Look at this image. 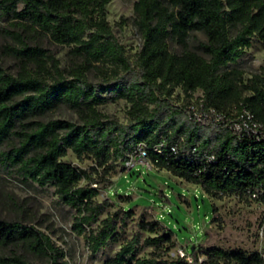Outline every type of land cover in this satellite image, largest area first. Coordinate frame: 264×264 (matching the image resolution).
<instances>
[{"label":"trees","instance_id":"16d2710c","mask_svg":"<svg viewBox=\"0 0 264 264\" xmlns=\"http://www.w3.org/2000/svg\"><path fill=\"white\" fill-rule=\"evenodd\" d=\"M110 1L0 0V21L6 24L1 31L11 41L3 52L19 66L15 76L0 66V173L53 187L75 211L73 229L84 235L92 254L117 242L118 216L92 228L110 203L95 201L99 189L86 170L60 160L68 150L106 169L143 143L154 168L200 186L207 195H254L264 204V139L198 122L186 105L171 100L176 88L186 97L200 91L204 109L227 116L243 107L264 122V76L254 75L242 85L243 71L228 68L237 64L252 38L264 43V0H136L134 24L141 47L133 62L106 20ZM194 31L205 37L197 46L202 54L188 45ZM42 41L69 46L70 68L61 69ZM170 44L179 51H171ZM91 72L99 82L89 81ZM243 90L250 95L243 96ZM118 100L128 104L125 124L98 111ZM59 105L74 111L78 122L41 119ZM82 180L89 184L78 186ZM139 227L155 233L159 222L142 221ZM173 234L165 226L146 238L149 258L136 257L135 235L104 264H190L164 258ZM0 247H24L48 264H66L49 236L18 220L0 217ZM189 255L197 264V253L190 248ZM205 257L202 264H264L259 252L218 247L207 249ZM0 264L29 262L12 252L0 255Z\"/></svg>","mask_w":264,"mask_h":264},{"label":"rangeland","instance_id":"374dc122","mask_svg":"<svg viewBox=\"0 0 264 264\" xmlns=\"http://www.w3.org/2000/svg\"><path fill=\"white\" fill-rule=\"evenodd\" d=\"M135 1L111 0L105 6V17L112 33L132 62L141 47V38L134 24ZM5 26V22L0 21V66L5 72L15 76L18 63L3 52V47L11 43L1 31ZM204 40L201 32L194 31L188 36V45L202 54L197 46ZM41 45L47 54L58 61L61 69L70 68L72 59L69 46H57L47 41H42ZM169 48L173 52L179 51L172 44ZM231 67L243 71L242 85L247 84L254 75L264 76V43L252 38L251 46L244 51L236 65L228 66ZM87 77L93 83L100 81L92 72ZM248 95L250 92L243 90V96ZM200 97V91L186 97L176 88L171 100L178 107L191 105L198 108ZM127 110L128 104L123 100L106 102L98 107V111L105 117L123 124L128 119ZM41 119L78 122L76 113L63 105L57 106ZM2 149H6L5 146ZM60 160L86 170L91 175L96 183L92 186L99 189L95 201L100 203L107 200L110 203L92 228L98 229L103 219L117 214V242L92 254L84 235H78L73 229L75 211L59 200L53 187L23 183L15 176L3 173H0V217L21 221L49 236L54 245L64 253L63 260L66 264H104L106 259L114 256L135 235L139 236L136 257L149 258L152 250L144 245V240L156 236L165 226L174 232L171 241L165 245L164 258L170 261L178 258L179 249L189 254L190 248L198 255L197 264L205 262V252L210 247L264 254V204L252 198L219 193L207 195L198 185L186 182L167 171L156 172L155 168L141 164H136L127 171L123 163L125 159L112 162L104 169L97 167L91 158H77L68 150ZM88 184L89 182L82 180L78 186ZM128 213L130 215L127 216ZM120 218H123L122 222ZM155 220L159 222L155 233L140 229V222ZM12 252L23 255L29 264H48L46 258L29 254L24 247H0V255ZM189 263L193 264L192 260Z\"/></svg>","mask_w":264,"mask_h":264},{"label":"built area","instance_id":"2783aa9c","mask_svg":"<svg viewBox=\"0 0 264 264\" xmlns=\"http://www.w3.org/2000/svg\"><path fill=\"white\" fill-rule=\"evenodd\" d=\"M261 89L262 92H264V85L261 86ZM198 101V108L186 105L187 110L198 122L211 125L222 124L234 135L247 134L264 139V122L257 120L253 113H251L248 109L242 107L240 110H234L230 113V115L226 116L224 114L217 113L211 108L204 109L202 106V95ZM200 107L202 109H199ZM171 150L175 151L173 147ZM158 152H160V147L158 148ZM208 157L209 159L213 158V156ZM123 163L127 171L132 169L136 164H141L148 168L153 167L147 157L145 145L143 143L137 144L134 150L127 153L126 159ZM250 198H254V195ZM177 254L178 258L185 259L187 262L191 261L190 255L185 250L179 249Z\"/></svg>","mask_w":264,"mask_h":264},{"label":"crops","instance_id":"0c3cea01","mask_svg":"<svg viewBox=\"0 0 264 264\" xmlns=\"http://www.w3.org/2000/svg\"><path fill=\"white\" fill-rule=\"evenodd\" d=\"M156 170H157L158 172L166 171V170H164V169L159 170V169H156V168H155V171H156ZM157 171H156V172H157ZM167 172H168V171H167Z\"/></svg>","mask_w":264,"mask_h":264},{"label":"water","instance_id":"95a60500","mask_svg":"<svg viewBox=\"0 0 264 264\" xmlns=\"http://www.w3.org/2000/svg\"><path fill=\"white\" fill-rule=\"evenodd\" d=\"M193 250V248H191V251Z\"/></svg>","mask_w":264,"mask_h":264}]
</instances>
